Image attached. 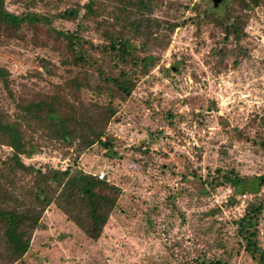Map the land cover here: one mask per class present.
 Segmentation results:
<instances>
[{
	"label": "rangeland",
	"instance_id": "obj_1",
	"mask_svg": "<svg viewBox=\"0 0 264 264\" xmlns=\"http://www.w3.org/2000/svg\"><path fill=\"white\" fill-rule=\"evenodd\" d=\"M82 1L62 0L58 10ZM168 1L180 3L179 23L166 47L153 49L157 66L137 79L106 125L114 155L107 156L96 143L76 159L82 169L101 172L103 180L121 189L99 237L87 238L50 206L28 250L13 264H199L202 257L204 264L213 259L255 264L238 249L233 223L253 182L241 184L239 193L224 184L207 194L202 181L216 168L246 177L264 173V125L259 121L264 116V0L247 12L239 42L247 55L235 64L229 54L221 62L211 54L219 46L233 48L230 38L212 23L189 20L202 9L222 16V1L216 7L210 0ZM47 5L36 0L29 8L53 11ZM6 6L15 12L23 8L20 1L6 0ZM54 26L71 29L73 23L57 19ZM86 35L98 41L92 30ZM62 43L39 25L2 33L0 66L9 73V90L0 85L4 110L12 112V100L27 99L74 74L72 65L62 63L71 61ZM233 128L240 137L230 133ZM36 150L23 161L58 167L71 162L58 148ZM7 151L0 147L1 156ZM257 229L264 250V213Z\"/></svg>",
	"mask_w": 264,
	"mask_h": 264
},
{
	"label": "trees",
	"instance_id": "obj_2",
	"mask_svg": "<svg viewBox=\"0 0 264 264\" xmlns=\"http://www.w3.org/2000/svg\"><path fill=\"white\" fill-rule=\"evenodd\" d=\"M9 1H20L23 8L18 12L9 10L6 0H0V39L2 33L16 31L22 25L42 26L51 39L63 41L62 48L71 61L64 58L62 63L72 65L75 71L47 90L20 101L12 100V112L0 105V147H8L7 153L0 155V264L21 259L29 248L32 232L40 225L41 214L50 206L87 238L99 237L121 189L82 169L76 159L96 143L106 149L107 156L114 155L105 134L106 125L115 115L117 103L127 99L137 79L157 66L153 49H164L168 44L179 23L176 15L180 8L179 2L168 0H83L58 10L62 0H56V4L54 0H37L53 9L37 11L29 8L36 0ZM262 1L222 0V16L202 9L194 11L189 20L212 23L230 38L233 48L219 46L211 54H216L219 62L229 54L235 64L247 55L239 44L245 35L247 12ZM57 19L72 22L73 27H56ZM88 30L97 35V42L87 37ZM8 75L7 69L0 66V85L5 90H9ZM259 121L264 125V116ZM232 132L241 136L234 128ZM41 146L58 148L60 155L71 162L58 167L23 161L22 157H30ZM142 152L146 153L144 149ZM246 182H253L254 188L248 190L242 214L233 221L236 245L255 264H264L257 229L264 213V173L246 177L216 168L202 186L208 194L228 184L235 194ZM203 259L198 263L204 264ZM208 262L226 264L221 259Z\"/></svg>",
	"mask_w": 264,
	"mask_h": 264
},
{
	"label": "water",
	"instance_id": "obj_3",
	"mask_svg": "<svg viewBox=\"0 0 264 264\" xmlns=\"http://www.w3.org/2000/svg\"><path fill=\"white\" fill-rule=\"evenodd\" d=\"M213 7H216L222 0H210Z\"/></svg>",
	"mask_w": 264,
	"mask_h": 264
},
{
	"label": "built area",
	"instance_id": "obj_4",
	"mask_svg": "<svg viewBox=\"0 0 264 264\" xmlns=\"http://www.w3.org/2000/svg\"><path fill=\"white\" fill-rule=\"evenodd\" d=\"M96 175H97L98 178H102V173H101V172H99V173L96 174ZM244 197H245V195L242 194V195H241L242 200H243Z\"/></svg>",
	"mask_w": 264,
	"mask_h": 264
}]
</instances>
